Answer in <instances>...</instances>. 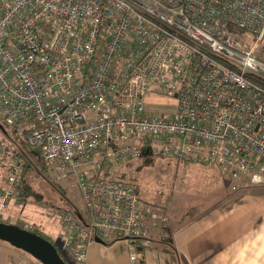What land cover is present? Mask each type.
Instances as JSON below:
<instances>
[{
	"label": "built area",
	"instance_id": "obj_1",
	"mask_svg": "<svg viewBox=\"0 0 264 264\" xmlns=\"http://www.w3.org/2000/svg\"><path fill=\"white\" fill-rule=\"evenodd\" d=\"M263 38L264 0H0V124L74 183L82 212L59 217L73 264L96 240L126 244L132 263L153 245L154 207L111 177L145 144L218 170L233 191L264 186ZM27 169L0 131V222L22 203Z\"/></svg>",
	"mask_w": 264,
	"mask_h": 264
},
{
	"label": "rangeland",
	"instance_id": "obj_2",
	"mask_svg": "<svg viewBox=\"0 0 264 264\" xmlns=\"http://www.w3.org/2000/svg\"><path fill=\"white\" fill-rule=\"evenodd\" d=\"M256 56L264 62V38L256 50ZM147 107L159 113L173 112L175 102L167 97L149 96ZM163 110V111H162ZM11 133V130L8 129ZM112 178H123L136 184L142 199L152 205L160 220L163 217L178 218L192 215L206 205H212L219 195L234 183L218 170L205 167L181 165L155 155L142 156L139 160L118 169ZM24 201L18 208L10 207L2 222L12 226L42 231L59 246L61 213H81L82 202L74 183H57L53 176L42 169L38 159L34 167L25 170L22 179ZM236 186V185H235ZM234 186V187H235ZM264 190L258 183L245 184L235 191L238 197L248 191ZM246 192V193H245ZM58 214L47 217V211ZM70 263L73 264L71 260Z\"/></svg>",
	"mask_w": 264,
	"mask_h": 264
},
{
	"label": "crops",
	"instance_id": "obj_3",
	"mask_svg": "<svg viewBox=\"0 0 264 264\" xmlns=\"http://www.w3.org/2000/svg\"><path fill=\"white\" fill-rule=\"evenodd\" d=\"M234 186L192 215L160 220L155 211L153 245L136 263L124 243H93L86 264H264V190L237 198ZM0 264L40 263L0 242Z\"/></svg>",
	"mask_w": 264,
	"mask_h": 264
},
{
	"label": "water",
	"instance_id": "obj_4",
	"mask_svg": "<svg viewBox=\"0 0 264 264\" xmlns=\"http://www.w3.org/2000/svg\"><path fill=\"white\" fill-rule=\"evenodd\" d=\"M0 131L3 132L1 126ZM0 242L29 255L40 264H65L50 242L19 227L0 223ZM96 243L103 244L100 240Z\"/></svg>",
	"mask_w": 264,
	"mask_h": 264
},
{
	"label": "trees",
	"instance_id": "obj_5",
	"mask_svg": "<svg viewBox=\"0 0 264 264\" xmlns=\"http://www.w3.org/2000/svg\"><path fill=\"white\" fill-rule=\"evenodd\" d=\"M0 126L3 128V132L2 131L1 132L3 133L5 139L7 140L12 152L15 155H17L27 165L28 168L34 167V165L36 163V157L34 155V152H31L27 148H25V145L23 143V138H16L12 131H11V133L8 132L7 127H5L2 124H0ZM149 149H150V144H145V146L142 149L143 150L142 156L149 155V153H148ZM33 160H34V163H33ZM176 163L181 164L178 162H176ZM181 165H183V164H181ZM106 177H110V175H106ZM117 179L120 181H125V179H123V178H117ZM22 192H23V190H22ZM21 201L22 202L24 201L23 195H21ZM0 223L7 224L4 222H0ZM7 225H9V224H7ZM19 228L24 230V228H22V227H19ZM33 233L40 236L44 240L50 242L58 250L60 257L65 262V264H72V263H70L71 260L65 254H63L62 251L60 252L59 246L57 244L53 243V241L45 233H43L40 230L35 231Z\"/></svg>",
	"mask_w": 264,
	"mask_h": 264
}]
</instances>
